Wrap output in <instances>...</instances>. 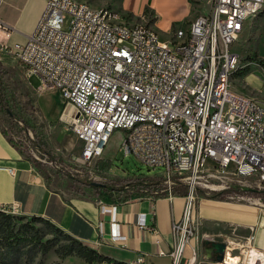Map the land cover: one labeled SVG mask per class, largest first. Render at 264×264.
<instances>
[{
    "label": "built area",
    "instance_id": "obj_1",
    "mask_svg": "<svg viewBox=\"0 0 264 264\" xmlns=\"http://www.w3.org/2000/svg\"><path fill=\"white\" fill-rule=\"evenodd\" d=\"M259 9L264 0H212L209 14L199 16L192 30H177L163 41L149 22L128 23L115 10L46 0L27 41H0V49L17 57L28 77L42 80V92L58 91L73 109L70 123L83 146L77 163L101 159L121 132L125 156L161 170L167 195H174L175 176L186 182L185 215L172 228L173 264L200 260L201 248L191 244L195 231L188 226L197 200L193 179L214 166L240 180L264 182V103L248 100L229 80V71L244 64L233 46ZM112 21L122 28L111 29ZM12 31L0 20L5 41ZM109 208L101 206L103 212ZM8 209L18 213L19 208ZM245 240L237 245L254 248L253 235ZM244 257L234 264H243ZM136 262L145 264L142 257Z\"/></svg>",
    "mask_w": 264,
    "mask_h": 264
},
{
    "label": "crops",
    "instance_id": "obj_2",
    "mask_svg": "<svg viewBox=\"0 0 264 264\" xmlns=\"http://www.w3.org/2000/svg\"><path fill=\"white\" fill-rule=\"evenodd\" d=\"M23 1L8 0L0 7L8 3L17 9ZM199 1L123 0L122 10L152 24L161 39L167 41L175 31L187 30L191 22L202 16L196 7ZM32 2L36 8L26 29L0 13V20L13 29L9 41L0 35L1 42L27 41L46 6V0H26V5ZM0 167L15 170L14 174L0 170V210L16 205L18 215L44 218L90 249L120 263L135 264L142 257L145 264H173L169 255L175 245L172 228L183 220L187 197L142 195L125 201L81 197L68 200L47 186L33 165L3 136L1 128ZM196 204L188 226L195 231L191 244L201 248L200 260L203 256L204 261L212 262L217 257L214 243L225 242L231 245L226 248V261L237 263L236 258L240 261L243 256L234 255L233 246L252 235V246L264 254V208L207 198L198 199ZM103 205L110 211L103 212Z\"/></svg>",
    "mask_w": 264,
    "mask_h": 264
},
{
    "label": "rangeland",
    "instance_id": "obj_3",
    "mask_svg": "<svg viewBox=\"0 0 264 264\" xmlns=\"http://www.w3.org/2000/svg\"><path fill=\"white\" fill-rule=\"evenodd\" d=\"M79 1L87 2L95 9L108 8L115 10L114 13L120 15L128 23L141 22L122 10L123 0ZM211 1L200 0L197 2L196 7L200 10L201 15L209 14ZM35 8L33 2L26 5V0H24L17 4V9L9 6L8 3H4L0 7V13L2 16L12 19L13 22L17 21L26 29L32 23ZM8 44H13V41ZM233 51L240 54L244 59L241 70L234 77L236 81L235 89L244 93V95L258 97L260 103H264V95L261 94L264 93V9L249 22L240 42L233 46ZM16 58L10 52L0 49V65L3 72L6 73L4 75L5 80L24 103H27V98L34 101L37 123L41 125L43 140L47 142L48 151L51 152V155H46L43 150L41 153V150L34 146V135L32 133H25L17 126L10 127L7 117L0 112L1 126L8 130L10 136L20 145L24 152L23 157L29 155L40 161L43 165L41 167L42 171L48 176L50 187L55 192L62 193L68 200L81 197L91 200H104L106 198L118 201H124L132 196L150 195L157 197L168 194V192H164L163 179L160 175L161 170H150L135 157L125 156L120 148L121 132L114 134L101 159L86 165L77 163L75 157L81 153L83 146L75 136L70 123L73 109L67 108L58 91L49 89L42 92V80L35 75L28 77L26 69ZM249 62H254L256 65L250 66V64H247ZM106 161H111L114 165L108 171L99 173L98 163ZM210 169L204 176L195 178L192 181L197 196L196 203L200 198H207L264 208V182H260L255 177L240 180L232 174L219 172L214 166H210ZM69 174L82 182L102 185L115 183L113 186L118 189L120 188L119 181L128 176L134 178L145 176L148 177L145 180L161 182V189L152 194L141 188L139 190H126V193L123 194L114 192L101 195L84 187V185L73 183L67 178ZM180 179V176H175L177 184L173 186V189L187 186L186 182H181ZM222 193H227L223 199L219 198ZM11 215L20 217L18 214ZM30 220L31 218L26 217L24 221H17V229L21 224H25ZM33 226L40 231L43 242H49L48 252H44L39 246L35 247L31 244L29 246L22 245L14 255H11L5 249L3 235H0V264H91L74 255L64 256V248L70 241L56 233L51 226L43 222H33ZM233 249H235L234 255L236 256H244L247 253V248L241 249L240 246H233ZM243 251H245L244 255ZM202 257L199 264H217L216 257L212 262L204 261ZM228 262L230 263L231 260ZM93 264L110 263L97 262ZM231 264L234 263L231 262ZM243 264L245 263L243 262Z\"/></svg>",
    "mask_w": 264,
    "mask_h": 264
},
{
    "label": "trees",
    "instance_id": "obj_4",
    "mask_svg": "<svg viewBox=\"0 0 264 264\" xmlns=\"http://www.w3.org/2000/svg\"><path fill=\"white\" fill-rule=\"evenodd\" d=\"M5 74L6 73L3 72V69L0 65V112L5 114V116L7 117V121H9L10 127L17 126L25 133H32L34 135V146L38 150L40 149L41 153L43 150L46 155H51V152L48 151L47 142L43 140L41 125L37 123L35 115L36 108L34 106V101L30 98H27V103H24L23 100H21L14 92V90L7 84L4 76ZM0 128L3 136L7 139V141L21 155H23L24 152L22 151L20 145L16 141H14V139L10 136L8 130L1 126V120ZM25 158L33 165L34 169L39 173V175L43 177L47 186L51 188L49 184V178L46 173L42 171L41 167L43 165L40 163V161L36 160V158H33L29 155H27V157ZM112 165L114 164L111 161L101 162L98 163L97 169L99 170V173H103L104 171H108ZM67 176V178L73 181V183L84 185V187L92 189L96 193H99L101 195L104 193L112 194L114 192L123 194L126 193V190H139L141 188L146 189L148 193L152 194L155 191L157 192V190L161 189V182L145 180L148 178L145 176L135 178L128 176L127 178H124L119 181V189L113 186L115 183L112 185L93 184L91 182H82L71 174ZM173 194L186 197L189 194V186H182L178 188L175 187L173 189ZM225 195H227V193H222L219 195V198L223 199ZM25 219L26 217H17L15 215H11L4 212L3 210H0V235H3L5 249L11 255H14V253L17 252L22 245L29 246L31 244H33L35 247L39 246L41 249H43L44 252H48L49 242L44 243L43 236L40 234V231L33 226V222H43L51 226V228H53L56 233L64 236L65 239L70 241V243L64 248V256L74 255L91 264L97 262H108L110 264H125L112 260L111 258L103 256L95 250L90 249L89 247L72 238L62 230L58 229L56 226L54 227V225L48 220L41 217H31V220L29 222L21 224V226H19V228L17 229V221H24Z\"/></svg>",
    "mask_w": 264,
    "mask_h": 264
},
{
    "label": "bare ground",
    "instance_id": "obj_5",
    "mask_svg": "<svg viewBox=\"0 0 264 264\" xmlns=\"http://www.w3.org/2000/svg\"><path fill=\"white\" fill-rule=\"evenodd\" d=\"M262 10L263 9H259V12H257V16L260 14V12H262ZM197 19L190 23V25L188 26L187 30H192V25L196 24ZM111 26H112L111 29H121L122 28L120 21H112L111 22ZM155 29L156 28L153 29L154 36H159ZM240 70H241V65L238 66V68H236V70H230L229 71V80H234L235 75L238 74V72ZM244 96L247 97L248 100H251V101H253L255 103H260V101H259L260 99L258 97L247 96V95H244ZM2 210L4 212H8V213H11V214H18L17 212H11V210L8 209V208L2 209ZM236 260L239 261V258H236ZM244 263L245 264H264V254L259 252L257 249L255 250V248L254 249H250V251L247 252V255H246V258L244 260ZM135 264H142V263H140V262L137 263L136 262Z\"/></svg>",
    "mask_w": 264,
    "mask_h": 264
},
{
    "label": "water",
    "instance_id": "obj_6",
    "mask_svg": "<svg viewBox=\"0 0 264 264\" xmlns=\"http://www.w3.org/2000/svg\"><path fill=\"white\" fill-rule=\"evenodd\" d=\"M214 252L217 254L216 262L217 263H224L226 261L225 254H226V248L227 244L225 242H217L214 243Z\"/></svg>",
    "mask_w": 264,
    "mask_h": 264
}]
</instances>
